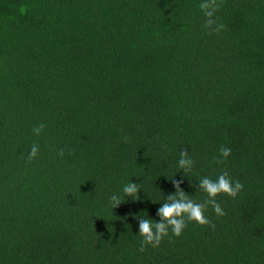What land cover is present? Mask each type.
I'll return each instance as SVG.
<instances>
[{"label":"trees","instance_id":"trees-1","mask_svg":"<svg viewBox=\"0 0 264 264\" xmlns=\"http://www.w3.org/2000/svg\"><path fill=\"white\" fill-rule=\"evenodd\" d=\"M223 173V215L142 247ZM0 264H264V0H0Z\"/></svg>","mask_w":264,"mask_h":264},{"label":"clouds","instance_id":"clouds-1","mask_svg":"<svg viewBox=\"0 0 264 264\" xmlns=\"http://www.w3.org/2000/svg\"><path fill=\"white\" fill-rule=\"evenodd\" d=\"M36 131L39 130L36 129ZM36 151V147H33L30 156H35ZM229 152V149H221V154L224 157H227ZM177 163L183 173L190 170L192 160L187 156V151L180 153V159ZM172 181L175 192L168 195L169 202L162 203L157 209V215L160 218L159 221L151 218L143 219L138 216L136 217L138 219L137 234L143 237L142 247L146 244H151L153 247L158 246L161 239L169 234V229L173 235H181L183 229L186 227V220L195 221L199 224L207 223L208 221L204 215V211L209 204H211L216 214L223 215V211L215 199L217 195L224 193L235 197L243 187L238 181L233 182L227 173L219 175L215 180L209 177H203L198 180L197 188L206 193L207 199L203 203H197L190 199L189 195L180 188L182 180ZM139 191V185L132 181L124 185L122 189L123 197H131L134 201L139 200ZM111 199L115 202V208L122 202L121 197L116 195H113Z\"/></svg>","mask_w":264,"mask_h":264}]
</instances>
